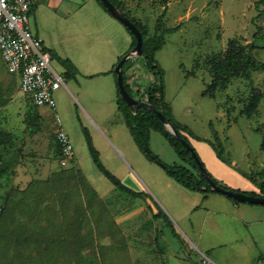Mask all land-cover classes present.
I'll return each instance as SVG.
<instances>
[{
	"label": "rangeland",
	"instance_id": "obj_1",
	"mask_svg": "<svg viewBox=\"0 0 264 264\" xmlns=\"http://www.w3.org/2000/svg\"><path fill=\"white\" fill-rule=\"evenodd\" d=\"M46 1H37L39 9L33 5L31 25L34 31L40 29L47 44L48 38L53 39L66 50L72 43L64 37L67 26L62 27L60 18L53 17L56 10L41 4ZM80 1L85 2L73 3ZM123 1L130 16L141 21L150 35L155 33L165 12L164 0ZM256 2L169 0L163 26L175 29L165 34V44L156 53L164 70L166 99L175 119L193 132L189 136L192 145L197 139L210 144L219 141L231 161L234 157L243 161L249 152L251 160L258 162L261 157L264 129L255 127L259 118L240 112L253 100L255 90H264V68H253L250 78L234 76L227 87L209 95L204 94L213 79L208 59L227 50L231 39H238L244 44L254 41L259 46L255 57L264 62V15L260 17ZM68 7L66 0L60 13H68ZM92 11L86 5L81 13ZM109 29L112 45L120 46L126 36L116 26ZM85 34L80 36V46L89 51L88 63L78 67L77 74L66 73V65L52 50V64L66 83L55 91L56 110L36 106L21 92L19 77L7 69L0 48V92L5 90L8 99L3 128L10 133L0 141V264H193L192 258L202 264L205 254L212 259L213 252L225 257L227 264H264L261 252L248 260L236 246L200 253L193 242L195 235L163 208L158 197L163 198L162 191L171 177L139 148L126 118L118 111V76L114 72L112 76L87 75L110 65L97 57L101 52L96 55L105 52L99 49V32L92 37ZM114 52L111 49V54ZM133 64L135 69L126 67L125 79L131 93L145 100L148 90L160 86L161 79L145 56L135 57ZM231 104L236 105L235 111ZM57 114L75 149V158L67 166L61 164L57 145ZM88 135L104 165L125 184L138 191L139 186L144 192L123 190L101 171ZM151 148L163 162L186 165L159 130L151 132ZM147 194L152 195L161 215H155V209L137 212Z\"/></svg>",
	"mask_w": 264,
	"mask_h": 264
},
{
	"label": "crops",
	"instance_id": "obj_2",
	"mask_svg": "<svg viewBox=\"0 0 264 264\" xmlns=\"http://www.w3.org/2000/svg\"><path fill=\"white\" fill-rule=\"evenodd\" d=\"M37 1L39 2V0H34V5L39 9ZM65 1L66 0H47L41 4L48 5L51 9L56 10V14H54L53 17L56 19L60 18L58 22H60L62 27L66 24L67 30L64 37L67 40H72V43L68 46L66 45V50H63L59 48L57 42L48 38V44L51 47L46 43L47 39H43L45 45L50 50H54L61 58H70L75 65L80 68V66L88 63L89 57L87 48L80 46V36L86 33L85 35L92 37L99 32L97 38L99 40V49H105V52L98 51L96 55L101 52V55L97 57H102L106 62H109L108 65H110V67L109 69H103L96 73H88L87 75L112 76L113 69H115L120 58L133 48L132 35L127 28L124 29L121 24H119L116 17L114 18L111 14L102 10L103 8H100L101 6H99L96 0H84V3H82V1H80V3H73V0H67L70 3L68 13L65 11L60 13L59 10L64 5ZM86 5L91 7L93 11L90 13H81V10ZM115 26L118 28L117 30L121 35L126 36V39H123L124 42L118 47L112 45L114 40L111 37V30H108V28ZM35 32L40 36L39 28ZM128 35H131V38H129ZM105 44H107V46ZM110 48L115 51L113 54H111ZM134 59L135 57H133V61ZM260 62L264 63L263 61ZM131 69H135V64L131 65ZM115 85L118 92V83H115ZM260 91L262 92V97L257 109L254 110L252 114H247L244 110L240 112V115L247 116L248 118L255 116L259 118L257 121L258 125H255V127H257L256 130H260V128L264 129V105L261 106L264 100V90ZM0 94V118H2L4 124L6 118L5 111L8 112V105H5V102L8 99L6 100L7 93L5 90H2ZM231 108L235 111L236 105L231 104ZM237 123H239V120ZM233 127L234 126H232L230 130ZM191 138L194 139L193 137ZM194 142L193 144L201 154L206 166L221 184L250 194L264 195V189H262L260 185L261 182H264V139L261 145L262 152L259 154L261 157L258 159V162L250 159L251 152L246 154V158L243 161L235 157L232 161H225L218 156L216 150L214 151L215 148H212V143H206L198 139L194 140ZM246 150H250V148L247 147ZM256 162L259 164L258 167L256 166ZM247 174H251L253 178H250ZM131 186L133 187L132 184H130L129 187L132 188ZM132 189L138 193L144 192L143 188L139 186H137L139 191L134 188ZM169 189L172 190V192H169ZM162 193L163 198L161 199L158 197V200L163 205V208L177 220L185 230L188 229L189 233L191 232L195 235V240L193 239V242L200 253L210 250L216 251V249L225 246H233V249L234 246H236L237 252L241 255L244 254L248 260H250L256 252L264 254V204L249 202L237 203L228 195L216 191L209 193L193 191L180 184L173 177H171V180L167 181ZM152 209L156 210L155 215L162 214L152 195L147 194L146 199L137 206V212L141 214L144 212L149 213ZM261 256L263 257V255ZM211 258L216 264H227L225 257L219 253L213 252ZM192 260L194 262L193 264H199L197 263L198 260L193 258Z\"/></svg>",
	"mask_w": 264,
	"mask_h": 264
},
{
	"label": "trees",
	"instance_id": "obj_3",
	"mask_svg": "<svg viewBox=\"0 0 264 264\" xmlns=\"http://www.w3.org/2000/svg\"><path fill=\"white\" fill-rule=\"evenodd\" d=\"M97 1L108 11L107 7L101 2V0H97ZM111 1L114 2L117 6H119L126 13V15L129 16L141 29L144 35L143 56H145L149 60L150 68L153 71H155L161 79L160 86L152 87L148 90V96L145 100L154 104L157 107V109L162 110L164 114L169 117L170 121L176 125L177 129L180 131L182 136L192 145L189 136L193 135V132L189 129L188 126L181 124L173 116L172 108L169 102L167 101L165 95L166 92L164 86V70L161 67L158 60L156 59L157 51H159L165 44V34L175 29V28H164L163 26L162 17L165 15L166 11L168 10L167 4L169 0H164L166 4L165 12L161 15V17H159L156 25V31L152 35L149 34L147 27L141 21L139 22L138 20L130 16L129 11L127 10L123 0H111ZM263 4H264V0H257L256 2V7L259 8L260 17L264 15V9H262ZM34 9L35 6H33L32 8V13ZM127 29L133 37V47H134L137 44V39L134 33L128 27ZM256 33L255 36H257ZM258 47L259 46L254 41H252L250 44H244L241 43L238 39H231L227 50L217 55L211 56L208 59V62L211 66L213 79L209 83V86L206 89V91H204V94L214 95L219 87H227L232 77L244 76L250 78L253 68H257V69L263 68L264 63L260 62L255 57L254 54L255 49ZM61 59L64 65H66L67 67L66 73H68L69 75H74L79 73L78 67L70 58H61ZM132 63H133V58H129L125 61L123 65L124 77H125L126 67H131ZM113 72L118 76L115 69H113ZM125 83L127 89L131 93L130 87L126 82V79H125ZM255 91L256 92L255 95L253 96V100L250 99L246 105V108L244 109L245 113L247 114H252L253 111L257 109L259 101L262 97V92L260 90H255ZM117 104H118V110L126 118L127 126L129 127L136 143L149 159L155 162H159L171 177L176 179L180 184L184 185L188 189L203 193L215 192V190H213L212 186L209 184L206 178L202 175L199 169L198 162L195 156L193 155L192 150H190L181 140L177 138L175 134H173L166 127L165 123L163 122V120L160 118V116L157 114L156 111L146 107H137L136 111L134 112L131 106L122 96L120 92L119 84H118V92H117ZM30 113L31 112H28L27 117H30L29 116L31 115ZM152 130H159L160 132L163 133V135L175 148L176 152L181 157V159L185 161L186 165H174L163 162L162 159H160L159 156L153 152L151 148ZM8 134L10 133L3 128V120L2 118H0V141H3L6 138V135ZM214 134H215V138L220 140L219 134L217 132H215ZM87 138L91 153L96 163L98 164L99 168L101 169V171H103L106 174V176L109 177L121 189L137 194V192H135L132 188L127 186L119 177L113 174L104 165V163L101 160V154L99 150L95 147L91 136L88 135ZM211 143L214 146L218 156L225 161H229L225 156L224 146L219 141L218 143L217 142H211ZM57 145L59 151H61V144L58 141H57ZM192 147L194 148L193 145ZM194 150L197 152L195 148ZM197 155L200 158L198 152ZM1 160L2 157L0 156V163ZM201 161L203 162L202 159ZM210 174L216 180V178L212 175V173ZM247 175L250 178H253L251 174H247ZM216 181L218 184H221L218 180ZM260 185L262 189H264V182H261ZM232 199L237 203L242 202L235 198Z\"/></svg>",
	"mask_w": 264,
	"mask_h": 264
},
{
	"label": "built area",
	"instance_id": "obj_4",
	"mask_svg": "<svg viewBox=\"0 0 264 264\" xmlns=\"http://www.w3.org/2000/svg\"><path fill=\"white\" fill-rule=\"evenodd\" d=\"M34 0H0V48L7 69L19 77V87L36 106L57 109L55 91L66 85L65 78L52 64V52L34 31L30 17ZM60 130L61 164L69 165L75 149L57 114ZM202 264H212L205 254Z\"/></svg>",
	"mask_w": 264,
	"mask_h": 264
},
{
	"label": "water",
	"instance_id": "obj_5",
	"mask_svg": "<svg viewBox=\"0 0 264 264\" xmlns=\"http://www.w3.org/2000/svg\"><path fill=\"white\" fill-rule=\"evenodd\" d=\"M101 2L107 7L108 11L117 19H119L122 23H124L135 35L137 39V44L124 56L121 58V60L118 62V64L115 67V70L118 74V84L120 88V92L124 99L127 101V103L131 106L132 110L135 112L137 107H146L153 109L157 112V114L160 116V118L165 123L166 127L177 136L179 140H181L190 150H192L193 155L195 156L199 169L202 173V175L206 178V180L209 182V184L212 186L213 190L219 193H223L225 195H228L229 197L235 198L242 202H249L254 204H264V195H255L250 194L241 190H236L234 188H227L221 184H218L217 181L211 176L209 171L207 170L204 163L201 161V159L198 157L197 152L194 150L192 145L182 136L180 131L177 129L176 125L173 124L169 117L164 114L162 110L157 109V107L152 104L149 101L146 100H140L137 99L134 95H132L129 90L127 89L126 83H125V77H124V68L123 65L125 61L129 58L137 57V56H143V44H144V35L139 28V26L129 17L126 15V13L117 6L114 2L111 0H101Z\"/></svg>",
	"mask_w": 264,
	"mask_h": 264
},
{
	"label": "bare ground",
	"instance_id": "obj_6",
	"mask_svg": "<svg viewBox=\"0 0 264 264\" xmlns=\"http://www.w3.org/2000/svg\"><path fill=\"white\" fill-rule=\"evenodd\" d=\"M141 94V93H140Z\"/></svg>",
	"mask_w": 264,
	"mask_h": 264
}]
</instances>
